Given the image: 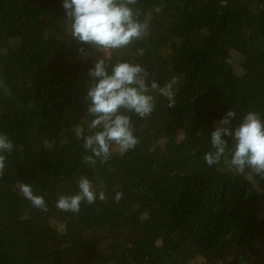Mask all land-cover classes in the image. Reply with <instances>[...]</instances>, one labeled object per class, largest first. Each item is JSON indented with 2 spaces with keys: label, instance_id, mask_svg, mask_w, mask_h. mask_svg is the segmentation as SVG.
Segmentation results:
<instances>
[{
  "label": "trees",
  "instance_id": "trees-1",
  "mask_svg": "<svg viewBox=\"0 0 264 264\" xmlns=\"http://www.w3.org/2000/svg\"><path fill=\"white\" fill-rule=\"evenodd\" d=\"M62 4L0 0V134L14 145L0 179V264H264V180L203 159L227 112L233 131L249 112L264 120V0H138L148 32L107 62L139 63L161 87L176 77V107L151 92V115L126 113L140 143L94 167L75 128L89 134L97 54L68 36ZM81 176L106 199L58 210Z\"/></svg>",
  "mask_w": 264,
  "mask_h": 264
},
{
  "label": "clouds",
  "instance_id": "clouds-1",
  "mask_svg": "<svg viewBox=\"0 0 264 264\" xmlns=\"http://www.w3.org/2000/svg\"><path fill=\"white\" fill-rule=\"evenodd\" d=\"M138 0H63L66 12L64 20L68 36L79 45H87L97 56L94 67L88 72L90 85L83 100L87 103L89 123L85 135L83 126L75 128L77 140H83L82 147L91 153L84 157L89 167L99 160L106 163L116 149L121 154L135 149L140 143L134 135L131 113L145 118L153 113L156 101L150 93L158 91L168 100V107H176V77L163 87L155 81L149 83V73L139 63L117 60L109 64L108 53L119 52L137 41L144 39L149 29L150 17L143 22L142 15L135 6ZM79 53L88 56L84 47ZM144 49H137L136 55L143 56ZM237 114L231 110L221 119L211 133L212 151L203 159L209 165L223 162L237 175L254 174L258 180H264V120L256 112L247 113L233 131L231 120ZM231 139V146L228 140ZM14 145L8 135L0 134V179L3 178L8 153ZM152 151L155 150L153 147ZM20 194L31 204L47 213L49 208L45 198L33 192L31 184L20 182ZM122 193L115 194L118 203ZM97 198L106 199L103 190L97 192L92 182L81 176L78 191L72 195H59L56 208L63 212L79 213L82 203L92 205Z\"/></svg>",
  "mask_w": 264,
  "mask_h": 264
},
{
  "label": "rangeland",
  "instance_id": "rangeland-1",
  "mask_svg": "<svg viewBox=\"0 0 264 264\" xmlns=\"http://www.w3.org/2000/svg\"><path fill=\"white\" fill-rule=\"evenodd\" d=\"M217 124H218V122L216 123V126H217ZM203 262H204V260H202V259L199 260V264H204Z\"/></svg>",
  "mask_w": 264,
  "mask_h": 264
}]
</instances>
